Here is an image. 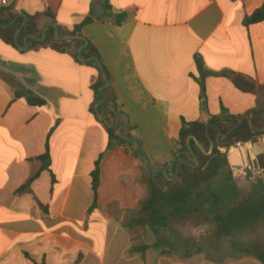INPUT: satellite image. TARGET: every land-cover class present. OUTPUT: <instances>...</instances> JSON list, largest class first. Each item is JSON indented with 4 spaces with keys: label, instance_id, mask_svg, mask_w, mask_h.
I'll return each instance as SVG.
<instances>
[{
    "label": "crops",
    "instance_id": "obj_1",
    "mask_svg": "<svg viewBox=\"0 0 264 264\" xmlns=\"http://www.w3.org/2000/svg\"><path fill=\"white\" fill-rule=\"evenodd\" d=\"M262 4L109 0L107 8L103 0H0V9L31 16L49 11L58 29L72 31L93 8H104L81 33L97 50L132 126L130 137L152 170L171 158L182 120L243 117L264 105V23H243ZM122 14L125 20L115 25ZM48 22L42 18L40 25ZM196 58L208 71L252 82L256 93L238 91L227 78H208L207 111H201ZM97 78L95 67L77 64L68 54L15 49L0 39V264H261L254 254L264 252V246L245 256L201 259L190 252L174 254L170 239L163 237L155 243L157 252L129 254L133 242L122 223L124 212L135 209L145 194L141 163L131 149L106 151L107 135L90 114ZM20 91L45 106L15 98ZM47 145L51 164L41 172L37 158ZM101 154L100 186L91 210V173Z\"/></svg>",
    "mask_w": 264,
    "mask_h": 264
},
{
    "label": "trees",
    "instance_id": "obj_2",
    "mask_svg": "<svg viewBox=\"0 0 264 264\" xmlns=\"http://www.w3.org/2000/svg\"><path fill=\"white\" fill-rule=\"evenodd\" d=\"M103 1L104 5L108 8L109 0ZM42 18H48V23L55 24V18L49 11L31 16L24 12L20 14L14 13L12 7L0 9V39L6 45L15 49L18 46L23 48L26 38L30 36H35L38 39L42 38L44 28L46 27V25H40ZM125 18L126 15L122 14L115 18L113 22L119 26ZM91 22L92 19L88 16L72 31L58 29L59 37L68 35L80 37L72 42L58 41L54 35V28L50 27L44 41L28 38L26 45L27 50L49 48L58 54H68L75 63L93 66L98 71V78L91 85V90L95 96V103L90 108V114L93 116L95 122L104 129L107 135L106 151H110L116 147L131 149L133 157L139 159L141 163L139 167V183L145 189V194L135 209L124 212V222L122 223V227L130 235L133 242L132 247L128 251L129 254L143 256L150 249L149 245L137 243L134 235H137L139 230H152L157 227L168 229L174 223H181L191 218L196 220L208 219L212 216L213 221L217 225V232L228 234L234 229L246 227L261 219L264 216V187L261 186L259 188V183L261 182L256 183L251 192L252 196L248 200L243 201L238 208H230V205L221 204L223 193L226 190L225 187L228 189H236V187L232 183V172L227 156L221 153L220 149L229 150L238 144L255 145L259 138H264V132H254V130L261 131L264 129V105L247 112L252 127L248 120H244L224 144L217 142L218 133H221L220 140H224L230 130L241 120L242 116L225 114L219 117H209L207 121L189 123L182 120L178 140L174 142L171 158L156 169L151 170L152 172L165 170L167 175L165 176L159 173L156 176H151L144 165L142 153L135 148L133 142L122 138L118 133V130L126 124V119L111 87L103 91L105 101L99 107V111L109 122L118 115L115 125L110 127L96 113V106L102 100L100 89L105 85L104 75L98 63L94 61L83 62L80 60V57L83 59L94 57L101 63L97 50L83 38L81 33L82 28ZM243 23L245 26L264 23V4L250 16L246 17ZM6 25L10 26L3 27ZM18 31L19 35L16 42L15 37ZM82 47L84 48L81 50L80 55H78ZM101 65L103 66L102 63ZM196 66L199 73V78L196 79V82L200 88L199 100L201 111L203 112L207 111L205 83L208 78H227L242 93L254 94L257 91L255 84L239 75L231 72L215 73L208 71L199 58H196ZM103 69L109 82H111L110 76L104 66ZM15 98H23L29 106L34 107H43L46 104L44 100L23 91L16 92ZM209 125L212 126L209 128L207 134V127ZM131 130L132 126L128 123L123 130V134L130 136ZM190 138L194 140H189ZM210 138L214 142L212 151ZM188 140L190 149L188 147ZM191 151L194 152L199 164L196 167H192L182 162H177L174 167V177L170 180L171 175L169 170L174 161L182 158L193 165L196 164V160ZM102 159L103 154L95 162L94 170L91 173L92 190L95 197L91 210L96 206V195L100 186V165ZM37 161L41 163V172L49 171L51 158L48 145L46 146L45 153L37 158ZM33 179L29 180L19 192L24 191ZM212 187L213 189H211ZM237 193H239L238 190ZM154 247L157 248L160 245L155 244ZM163 254H170V252H163ZM254 257L261 264H264V252H257L254 254Z\"/></svg>",
    "mask_w": 264,
    "mask_h": 264
},
{
    "label": "rangeland",
    "instance_id": "obj_3",
    "mask_svg": "<svg viewBox=\"0 0 264 264\" xmlns=\"http://www.w3.org/2000/svg\"><path fill=\"white\" fill-rule=\"evenodd\" d=\"M220 152L226 154L228 161L230 160L232 183L239 192L225 187L221 204L234 207L252 196L251 190L257 182H261L259 188L264 187V138H259L255 145L238 144L229 150L220 149ZM216 233L217 225L213 219L191 218L181 223L171 224L168 229L157 227L152 230H139L134 236L138 244L149 245L154 252H157L154 248L156 241L163 237L170 239L171 244L168 248L177 255L190 252L199 254L197 256L201 259L204 255L214 259L245 256L247 251H257L259 247L264 246V240L260 239L264 235V219L260 223L222 234L221 237H217ZM171 234H174L173 239Z\"/></svg>",
    "mask_w": 264,
    "mask_h": 264
},
{
    "label": "water",
    "instance_id": "obj_4",
    "mask_svg": "<svg viewBox=\"0 0 264 264\" xmlns=\"http://www.w3.org/2000/svg\"><path fill=\"white\" fill-rule=\"evenodd\" d=\"M101 10H104V8L101 7V6H96L95 8H93V14L91 15V18H92L93 20L96 21V20H98L100 17H102L103 13H101ZM8 26H10V25H6V26H3V27H8ZM50 27L54 28V30H55V31H54V35H55L56 39H57L58 41H60V42H62V41L72 42V41H74V40L80 38V37H76V36H72V35H68V36H65V37H59V36H58V27H57L55 24H49L47 27H45L41 39H38V38L35 37V36H30V37H28V38L35 39V40H39V41H44V39H45V37H46V34H47V31H48V29H49ZM18 35H19V31L17 32L16 37H15L16 42H17V37H18ZM28 38H26V42H27V39H28ZM26 48H27L26 43H25V46H24L23 48L20 47V46H18V49H20V50H25ZM83 48H84V47H82V48L79 50L78 55H80V52H81V50H82ZM80 60L83 61V62H91V61H94V62H96V63L99 64V67H100V69H101V71H102V73H103V75H104L105 85L100 89V93H101V98H102V100H101V102L96 106V113H97L98 117H99L104 123H106V124L109 125L110 127H113V126L115 125L116 118H117L118 115H116V116L112 119V121L109 122L104 116L101 115V113H100V111H99V107H100V106L104 103V101H105V96H104V94H103V91H105L106 89L109 88V80H108V78H107V76H106V74H105V72H104L103 66L101 65V63L99 62V60H98L97 58H94V57H93V58H88V59H83L82 57H80ZM126 119H127V122H126L125 126H123L122 128H120V129L118 130L119 135H120L122 138H124V139H126V140H128V141L133 142L134 145H135V147H136V149L142 153V155H143V162H144V165H145V167H146L148 173H149L151 176H156V175L159 174V173H162V174H164V175L166 176V175H167V172H166L165 170H159V171H157V172H152V171H151L150 164H149V162H148V160H147L145 154H144L143 151L140 149V147H139L137 141H136L135 139H133L132 137L123 134V130L126 128V126H127L128 123H129L127 116H126ZM244 120H248L249 123H250V126L252 127V124H251V122H250V120H249V116H248V115H244V116L241 118V120H240V121H239V122H238V123H237V124L231 129V130H230V132L227 134V136L225 137L224 140H220V135H221V133L219 132V133H218V137H217V142L220 143V144H224V143L227 141V139L230 137V135H231V134H232V133H233V132H234V131H235V130L241 125V124H242V122H243ZM211 126H212V125H209V126L207 127V134H208L209 128H210ZM254 132H264V129H262L261 131L254 130ZM191 139H193V138H190L189 140H191ZM189 140H188V147H189V149H190V143H189ZM193 140H194V139H193ZM210 147H211V151H212V150H213V147H214V142H213V140H212L211 138H210ZM191 153H192V155L194 156V158H195V160H196V164L193 165V164L189 163L188 161H186V160H184V159H182V158H179L178 160L174 161V162L171 164V166H170V170H169L170 175H171V176H170V180L173 179V177H174V167H175V165L177 164V162H182V163H184V164H186V165H189V166H192V167H196V166L199 164V161H198L197 157L195 156L194 152L191 151Z\"/></svg>",
    "mask_w": 264,
    "mask_h": 264
},
{
    "label": "built area",
    "instance_id": "obj_5",
    "mask_svg": "<svg viewBox=\"0 0 264 264\" xmlns=\"http://www.w3.org/2000/svg\"><path fill=\"white\" fill-rule=\"evenodd\" d=\"M5 3V2H4Z\"/></svg>",
    "mask_w": 264,
    "mask_h": 264
}]
</instances>
